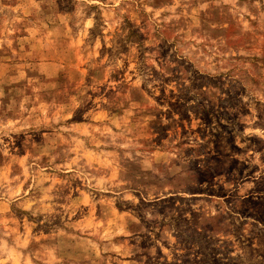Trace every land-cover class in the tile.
I'll return each mask as SVG.
<instances>
[{
    "label": "rangeland",
    "instance_id": "374dc122",
    "mask_svg": "<svg viewBox=\"0 0 264 264\" xmlns=\"http://www.w3.org/2000/svg\"><path fill=\"white\" fill-rule=\"evenodd\" d=\"M0 264H264V0H0Z\"/></svg>",
    "mask_w": 264,
    "mask_h": 264
}]
</instances>
